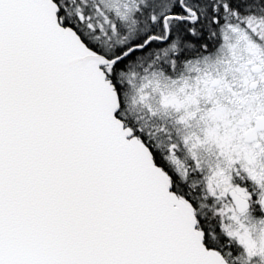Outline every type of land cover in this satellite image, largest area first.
<instances>
[{
    "label": "snow or ice",
    "instance_id": "1",
    "mask_svg": "<svg viewBox=\"0 0 264 264\" xmlns=\"http://www.w3.org/2000/svg\"><path fill=\"white\" fill-rule=\"evenodd\" d=\"M0 264H264V0H0Z\"/></svg>",
    "mask_w": 264,
    "mask_h": 264
}]
</instances>
